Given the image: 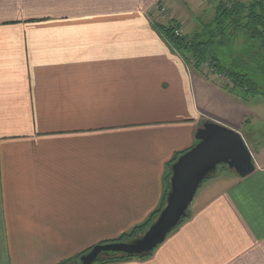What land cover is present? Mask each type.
I'll use <instances>...</instances> for the list:
<instances>
[{"label": "crops", "instance_id": "1", "mask_svg": "<svg viewBox=\"0 0 264 264\" xmlns=\"http://www.w3.org/2000/svg\"><path fill=\"white\" fill-rule=\"evenodd\" d=\"M158 1L0 0V264H57L144 223L207 120L242 134L255 170L207 178L151 255L106 264H264L249 98L172 49Z\"/></svg>", "mask_w": 264, "mask_h": 264}, {"label": "water", "instance_id": "2", "mask_svg": "<svg viewBox=\"0 0 264 264\" xmlns=\"http://www.w3.org/2000/svg\"><path fill=\"white\" fill-rule=\"evenodd\" d=\"M196 139L198 142L171 165L166 204L149 227L132 240L96 244L73 264H94L103 257L151 253L188 216L198 188L215 175L221 165H227L241 177L255 170L252 152L239 131L207 120L198 129Z\"/></svg>", "mask_w": 264, "mask_h": 264}, {"label": "trees", "instance_id": "3", "mask_svg": "<svg viewBox=\"0 0 264 264\" xmlns=\"http://www.w3.org/2000/svg\"><path fill=\"white\" fill-rule=\"evenodd\" d=\"M213 10V17L209 21L202 22L200 29L193 34H185L184 29L182 28L183 25L176 18L170 17L164 21H154L153 23L156 29L164 35L172 49L179 53L193 68L200 69L204 64H208L211 66L214 73L222 74L228 78L229 82L226 84L227 87L231 86L233 89H242L245 98H249V96L255 94L264 96V91L259 88L256 82L249 78L246 73H242L234 67L226 66L222 62L218 52L220 48L231 42L234 35H237L240 32L246 33L252 39L260 40L262 48L264 49V0H230L229 3H225L224 0H217L213 6ZM185 151L178 153L170 162V169L166 176V190L164 197L159 207L149 216V218L144 223L136 225L130 231L121 234L118 238L100 243L132 240L142 234L149 227L151 222L155 220L166 204L167 193L170 186L171 165L176 161L177 157ZM221 166L228 168L227 165ZM189 208L188 216L185 217L173 230L190 216ZM91 248L85 250L83 253L89 251ZM153 251L147 255L135 257L145 258L151 255ZM83 253L57 264H73L75 259ZM128 258L133 257H103L97 261L96 264H106Z\"/></svg>", "mask_w": 264, "mask_h": 264}, {"label": "rangeland", "instance_id": "4", "mask_svg": "<svg viewBox=\"0 0 264 264\" xmlns=\"http://www.w3.org/2000/svg\"><path fill=\"white\" fill-rule=\"evenodd\" d=\"M216 1L217 0H171L169 3L167 0H160L154 6L153 13L159 20L164 21L172 16L170 9L173 7L177 16H180L179 22L183 25L182 28L184 29V33L193 34L200 29L202 22L209 21L213 17V6ZM225 1L228 2V0ZM166 2L168 4H166ZM161 7H164L165 11H162ZM218 52L222 62L226 66L234 67L236 70L246 73L248 77L256 82L259 88L264 91V49L262 48L260 40L252 39L246 33L240 32L234 35L231 42L220 48ZM197 70L204 75L214 76L215 80L220 84L226 85L229 82L219 79L217 77L219 73H214L211 66L208 64H204ZM237 90L242 94V89L239 88ZM244 103L245 111L250 112L248 116L250 121H246L243 124L244 130L250 133V137H252L250 141L258 144V147L253 144L251 146L252 149L255 150L258 148L261 153L264 154V97L263 95L255 94L249 96L248 101L246 100ZM222 125L225 126V124ZM230 171L231 170L227 167L220 166L216 175ZM159 246L160 245L157 247Z\"/></svg>", "mask_w": 264, "mask_h": 264}, {"label": "built area", "instance_id": "5", "mask_svg": "<svg viewBox=\"0 0 264 264\" xmlns=\"http://www.w3.org/2000/svg\"><path fill=\"white\" fill-rule=\"evenodd\" d=\"M224 1H225V0H224ZM229 2H230V0H228V2L225 1V3H229ZM161 10H162V11H165V8H164V7H161ZM217 77H218L219 79H223V80H227V81H228V78L225 77V76L222 75V74H218Z\"/></svg>", "mask_w": 264, "mask_h": 264}]
</instances>
